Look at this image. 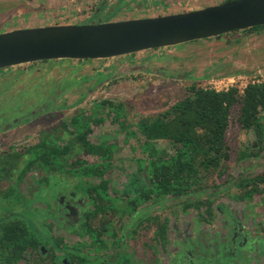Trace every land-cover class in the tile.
Returning a JSON list of instances; mask_svg holds the SVG:
<instances>
[{
	"label": "trees",
	"instance_id": "obj_1",
	"mask_svg": "<svg viewBox=\"0 0 264 264\" xmlns=\"http://www.w3.org/2000/svg\"><path fill=\"white\" fill-rule=\"evenodd\" d=\"M231 1L235 0H227ZM263 30L264 26H257L242 32L258 33ZM235 33H228L216 39L227 37L230 41ZM187 90V95L170 108L154 115L140 117L137 122H132L129 118L130 111L126 109V103L109 100L96 102L90 115L82 111L74 115L69 122L63 123L65 129H73L71 134L74 138L67 144H58V138H48L47 135V138L27 149L26 153L0 154V205L6 203L10 208V202L16 204L14 211L0 216V264H11L27 258L29 246L33 249L32 254L39 253L37 248L40 240L48 237L36 222L47 214L48 209L33 207L32 201L29 202L19 191L20 183L31 171L37 172L40 177L36 180L38 185L49 184L52 174L80 172L81 176L100 179V183L86 187L93 209L86 213L82 224L83 234L90 236L100 248L107 246V242L102 239L103 235L117 237L121 230L115 227V220L122 224L126 216H130L143 222L138 209L151 200H158L159 205H163L173 199H179L185 208L202 206L203 202L199 200L202 189L207 187L208 179L215 174L223 177L228 171L226 163L230 159L232 148L227 135L234 120L233 111L238 113L235 121L241 129L252 133L260 147L263 144L264 80L249 84L243 93L238 88L223 92L204 89L195 81ZM100 114L111 117V123L119 125L120 131L126 134V141L131 138L138 140L140 149L141 156L134 159V167L127 171V183L123 185L122 190L114 193L117 198L109 196L111 187L104 179V175L114 163L115 145L108 144V135L99 138L100 142L96 144L88 138L92 133L91 123L104 122L105 117ZM161 142L165 143L168 149L160 147ZM243 149L251 152L242 150L239 152L240 159L248 156L258 157L262 147L254 150L246 146ZM76 151L84 156L94 157L97 163H78L79 166L74 168V165L69 164L67 156L76 155ZM7 177L10 183L5 184L4 179ZM237 185L245 190L238 199L249 200L256 193L264 196V173L241 179ZM192 197H196V200H191ZM50 227H45L47 233L51 232ZM168 229V219L160 218L157 221L156 237L161 242L167 241ZM119 242L117 240L118 245ZM75 250L70 247L64 249L74 260ZM86 257L87 255L80 256L79 261L84 260L85 264H90ZM124 259L129 262L130 254L120 257L117 264H123Z\"/></svg>",
	"mask_w": 264,
	"mask_h": 264
},
{
	"label": "rangeland",
	"instance_id": "obj_2",
	"mask_svg": "<svg viewBox=\"0 0 264 264\" xmlns=\"http://www.w3.org/2000/svg\"><path fill=\"white\" fill-rule=\"evenodd\" d=\"M125 1L132 3L134 5L132 6L133 8H138L139 2H141V4L146 2L145 7H143L144 11L142 12V8L141 11H136V14H140V17H156V15H159V13H164L163 11L173 13L175 11L179 12V10L187 11L213 6L217 0H202L200 4L196 2V0H188L190 3L187 5H182V2H186V0H156L157 6H153V8L151 4L152 0H108L109 4L113 5H121L122 2ZM98 3L99 0H0V32L14 28L40 27L66 23L71 24L70 22H74L75 18L80 21L84 20L93 13H98L102 6ZM176 6L181 7L179 8ZM79 13H83V15L79 16ZM128 16L131 15L118 14V16H116L113 21L131 19ZM133 16L135 15L133 14ZM92 22L97 21L90 20L84 22L83 24H90ZM231 38L232 40L230 39V41L229 39L225 38L220 40L212 38V40H200L199 42L195 41L186 43L184 45L182 44L174 47L136 53L134 59L142 64L143 68L131 69L130 67H123L124 70L122 73H116L113 71L108 72V67L116 66V62L129 61L130 55L119 58L105 59L104 62H102L103 60H94L95 62L86 63L81 67V69L79 68L78 70H76V68L70 69V65H75L73 64L74 62H64L59 66V69L56 67H51L50 64L38 67L34 66L31 69L32 73L23 76L19 75L18 78H14L16 80H13L14 82H12L13 84H11L9 89H5V85L11 82L12 78L10 73L7 75L5 73V75L0 76V92H2L4 89L6 95L8 93L10 94L9 98L14 96V94H18L17 90L28 91L29 86L32 87L34 81L43 77V74L46 76L47 82L48 80L57 82L56 80H60L61 78L68 79L70 82L71 79L74 78L80 80L83 78L89 79L83 85L76 84L69 88L70 93L63 97L66 100V103H62L66 105L65 110H51L46 115L33 120L31 124H23L14 127L10 132L11 138L9 143L17 145L15 148L16 150L21 149L26 145L25 143H28L29 141L31 143L36 141L38 134L43 130L59 125V121L64 116L69 115L70 113H75L79 108L87 109L91 107V102L97 99H119L126 101L128 103L126 109L130 111L129 118L132 119V122H137L140 117L163 112L178 102L180 99L184 98L188 92L187 88L193 83V81L197 82L200 87H202L206 81L212 78L247 77L256 81H263L264 30L258 33H238ZM67 65L69 66L67 67ZM216 70L218 72H216ZM103 71H106V73H104V75L101 77L105 76V78L103 81H100L98 80L100 76L97 77V74H102ZM208 71H212L213 75L208 78H201V76L204 75V72ZM185 73H192L193 78H181L182 74ZM81 93H85V96H78ZM22 97L23 96H20V99L25 103L23 106L26 107L27 104ZM60 102H58V105ZM1 105L2 104H0V107ZM2 113L3 112H0V116ZM237 115L238 113L233 111L234 120L232 121L227 135L228 142L231 148H233L231 151V158L229 162L226 163L228 174L223 177H218V175L215 174L208 179L206 185L208 194L211 192L218 193L221 195L220 199L223 201L226 200L225 197H229V192L236 190L234 184L235 182H230L229 184L224 185H222V183L226 179V176H229V174L232 175L231 173H233V175H238V172L240 171L238 169L239 164L235 165L236 159H239L237 149L240 148V144L243 145L248 140V133L243 131L240 125L235 121ZM100 116L105 117L104 114H100ZM92 128L95 131V138H97V136L102 132H108L115 137L114 143L116 145V164L120 165L119 163L122 162V173L123 171H129V169L133 167V159L141 156L137 143L138 140L131 138L126 141L125 132H121V129L117 124L111 123V117L105 118L102 124H94ZM7 145L1 144L0 149L8 147ZM159 146L168 149V146L165 143L161 142L159 143ZM79 156H82L80 152ZM243 166H246V164L244 163ZM250 168V172H252L251 174L254 175V167ZM71 174L72 175L70 177L72 178L78 177V174L75 172ZM124 180L125 178L121 177L119 179V183L123 182ZM71 184L76 186L74 187V190H79L80 193L87 194L86 187L89 186L88 184L79 183V181L77 183L76 180L71 181L61 177H51L49 178V187L42 188L41 192L39 193V199L41 201H46L47 196H50L60 190H64L68 185ZM258 199L260 200L259 202H261V204L258 206H254V204H252L253 202L251 204H247V210L251 211V213L253 212L261 214L264 212V196ZM223 203H227V200ZM185 207L183 209L181 208V200L179 199L169 201L164 205H161V217L169 214L170 216L181 214H184L185 216L186 214L187 217H190V220L188 221L189 223H191L193 219L191 225L193 224L194 229H204L205 223L202 222L205 215H202V217L195 216L191 210H185ZM14 210L15 209L12 211ZM2 211L3 212H0L1 217L5 214H8L4 213V208ZM183 211L186 212L184 213ZM28 214L30 215V213ZM252 217L250 216L248 220H251ZM181 220L184 222L185 218L183 217ZM81 230L82 229L80 227L76 229L79 242L75 244V249L84 250L85 253H91V251L100 248L96 245V243H94L91 237V242H89V239H85L86 236L83 234V232H81ZM56 235L70 237L67 233H57ZM68 240H71V242L73 241V239ZM207 240H209V238ZM133 241L134 239L130 240L131 248L136 247V253L138 254V258H142V264H154L158 260L160 262L167 263V252L171 246L169 245L168 240L161 242L159 238L147 240L146 237H138L136 241ZM134 244L137 245L135 246ZM203 245L205 244L203 243ZM212 245H214L213 250H215V252L213 253L211 251V257H209L211 261H208L204 264H231L229 261L231 259L233 260L235 256L240 254L235 252L233 257H226L223 253L218 255V253L215 254L216 251H220L219 249H215V245L217 244L212 243ZM56 251L64 252V249L61 247V250L56 249L55 252ZM84 251L73 252L75 255H79L80 257L84 255ZM156 251H159L158 255H156ZM197 252L199 253V256H209L210 253L207 247L204 248L203 246L199 248ZM244 256L245 258L247 257L245 252L241 257V260ZM209 259L207 258V260ZM233 263H235L234 260ZM123 264L129 263L126 262Z\"/></svg>",
	"mask_w": 264,
	"mask_h": 264
},
{
	"label": "flooded vegetation",
	"instance_id": "obj_3",
	"mask_svg": "<svg viewBox=\"0 0 264 264\" xmlns=\"http://www.w3.org/2000/svg\"><path fill=\"white\" fill-rule=\"evenodd\" d=\"M190 1V0H189ZM236 1V0H235ZM199 4L202 2V0H196ZM232 2V1H231ZM188 0L186 2H182V5L188 4ZM223 3H228L227 0H217L215 2V5H220ZM101 6V9L98 13H93L86 17L84 20H77V18L74 19V22H70L71 24H83L84 22L90 21V20H96L97 22L100 21H113L118 14H130L131 19H143V18H152V17H140V14H136V11H141L143 7H145L146 2L142 3L139 2V9L134 6L132 3L129 2H122L120 5H113L109 4L108 0H99V3ZM152 8L153 6H157L156 0H152L151 2ZM138 5V4H137ZM181 7V6H176ZM183 7V6H182ZM185 7V6H184ZM144 11V8L142 12ZM162 11V10H159ZM191 10H179V12H166L159 13L157 16H165L170 14H180V13H186L190 12ZM140 13V12H138ZM133 14L135 16H133ZM83 15V13H79V16ZM83 18V17H82ZM123 20H115V21H124ZM235 35L238 33H244L242 31H235ZM228 39L227 37H222L221 39ZM216 39V38H215ZM209 40V39H207ZM212 40V39H211ZM220 40V39H217ZM195 42V41H194ZM199 42V41H196ZM190 43V42H189ZM184 45V44H183ZM135 54H132L129 56V61L124 62H116V66L108 67V72H116V73H122L124 68L130 67L131 69H140L143 68V65L140 64L137 60H135ZM103 60L102 62H104ZM64 62H74L75 65H67L70 69L78 70L81 69L82 66H84L86 63H93L94 60H52V61H42V62H35L28 65H23L20 67H17L13 70H1L0 76H3L7 74H11L12 81L7 83L5 85V89H9L13 80H16L14 78H18L19 75H28L32 73V67H38L42 65H49L51 67H56L59 69V66L63 64ZM48 66V67H50ZM124 67V68H123ZM145 67V66H144ZM47 68V67H46ZM45 68V69H46ZM110 68V69H109ZM45 71V70H43ZM50 71V70H46ZM13 72V73H12ZM216 72H218L216 70ZM106 73V71H103L102 74H97L98 80H104V77H101ZM17 74V75H16ZM213 75L212 71L204 72V75L201 76V78H208ZM43 77L36 79L33 86H29L28 91H18V94H14V96H10L8 93L6 95L4 89L2 92H0V112H3L0 116V145H7L8 147H5L4 149H0V154L5 155L6 153H26L27 149L33 147L34 145L38 144L43 138H58V144L65 145L67 144L71 139L74 138L73 129H65V126H63V123L69 122L70 119L80 113V112H86V114L90 115L92 113V107L95 105L96 102H102L105 100H109L111 102L115 103H126V101H122L119 99H100L95 100L91 102V107L87 109H77L75 113H70L69 115L64 116L60 121L59 125H56L53 128L45 129L42 132L38 134L37 140L33 141L32 143L28 142L25 143L21 149L16 150L15 148L17 145L9 143L10 140V132L13 130L14 127L23 125V124H31V122L38 117H42L43 115H46L51 110H65L66 105L62 104L63 102L66 103V100L63 98L64 96L68 95L70 93L69 88L78 84L83 85L87 80V78L80 79H71V82L68 81V79H58L57 82L53 80H48L46 76L43 74ZM45 76V77H44ZM184 79H192V73H185L182 74L181 78ZM191 77V78H190ZM99 81V82H100ZM47 82V83H44ZM7 92V91H6ZM20 96H23L22 98L26 102V107L23 106L25 103L20 99ZM78 96L84 97L85 93H81ZM20 101H19V100ZM61 101V102H60ZM17 102V103H16ZM23 102V103H22ZM58 102L60 104L58 105ZM55 108V109H54ZM50 115V114H49ZM48 115V116H49ZM107 118V117H105ZM103 123V122H102ZM100 123V124H102ZM95 123H91V130L92 133L88 136L89 141L96 144L99 143V138L108 135L110 136V139L108 140V144H114L115 137L108 133V132H102L95 138L94 136V129L92 126ZM117 124V123H116ZM118 125V124H117ZM119 126V125H118ZM120 128V127H119ZM121 129V128H120ZM248 133V140L245 144H240V148L238 150V158H239V152H241L244 147L250 146L251 149L257 150L262 147V150L259 153V156H248L246 158H239L236 159L235 165H238V175H232L229 174V176H226V179L223 181L222 185L229 184L230 182H235L236 190L233 192H229V197H225L227 200V203H223L222 199H220V194L211 192L210 194L207 193V188L204 187L201 192L200 200L203 202V205L199 208L196 207H189L185 208V210H191L195 216L202 217V215H205L204 220L202 223H205V228L201 229H194L193 224L189 223L190 217H187L185 214L181 215H165L164 217H161L160 213V207L158 200H151L147 204H144L141 206V208L138 209V212H140V217L143 219V222H140L139 219L136 218H130V216H126V220H123V223L120 224L118 220L114 221L116 228H121V230L117 233V237H108L103 235L102 239L107 242V246L104 248H98L91 253H85L84 250H75V244L79 242V238L77 237L76 229L81 228L82 224L85 219V215L87 212L93 209V205L89 203V197L87 194L80 193L79 190H74V187L72 184L68 185L66 189L60 190L50 196H47L46 201H41L39 199V193L41 192L42 188L49 187L47 183H41L36 184V180L40 178L37 174V172H28L25 175V178L20 183L19 191H21L27 200L29 202L32 201L33 207H38L44 210L48 209L47 214L43 215L41 217V220H37L38 226L41 230H44L43 233H46L48 237H44L40 240L38 245V252H35L32 254V247H28V254L29 256L27 258H23L21 260H18L11 264H85V261H79V255H76L75 260L67 255V252H61L56 251L55 252V246H57L58 250H61V247L65 249V247H70L74 249L75 251H84V255H87L86 260L90 261V264H117V261L120 257H123L125 254H130V263L129 264H142L141 259L138 258V254L136 253V247L131 248V239H134L136 241L138 237H146L147 240H154L157 239L156 232H157V221L161 218L162 220L169 221V229L167 234V240L169 241L170 248L168 249V261L160 262L159 260L155 262L156 264H204L208 261H211L209 257H211V251L214 253L215 250H213L212 243H216L215 249H219L220 251L218 255L221 253L225 254L226 257H233L235 252H238L237 256L233 259L235 263H233V260L231 259L229 262L231 264H264V212L261 214L257 213H251V211H248L247 204H254V206H258L261 204L259 202L260 200L258 198L263 197L260 193L254 194L252 198L249 200H241L238 199L239 195L245 191L238 187V182L241 181V179H246L250 177H254L260 173H264V141L262 146L260 147L257 142H255V137L252 133ZM104 141V140H102ZM22 144V143H21ZM116 147V145H115ZM233 149V148H232ZM116 150V148H115ZM232 151V150H231ZM246 153H250L251 150H245ZM79 151H76V155L67 156L69 159V164L74 165L73 167H78L79 165H84L86 163L87 165H93L97 163L95 161L94 157L91 156H79L77 155ZM115 153V151H114ZM114 154V163L111 166V168L106 172L104 175V179H106L109 182V186L111 187V190L109 192V196L111 198H117V194H114L116 191L122 190L123 185L127 183V171L121 172L122 168V162L119 163L120 165L116 164V158ZM231 158V155H230ZM135 159V158H134ZM134 159H133V167H134ZM230 160V159H229ZM229 162V161H228ZM227 162V163H228ZM80 163L79 165H77ZM244 163L246 166H243ZM115 164V165H114ZM117 165V166H116ZM249 171H248V169ZM254 167L255 172L254 175L250 172L251 168ZM68 169L70 167H67ZM78 177H70L71 173H64V174H52L51 177H61L64 179H69L71 181L76 180L77 183H85V184H96L100 183V179L98 177L91 178L89 176H81L80 172L77 173ZM228 174V172H227ZM121 177H124L125 180L123 182L119 183V179ZM9 177L4 179L5 184L10 183ZM12 178V177H11ZM12 183H14V179L12 178ZM62 180V179H61ZM82 180V181H81ZM38 185V186H37ZM70 186V187H69ZM229 191V190H228ZM76 192V193H75ZM219 195V196H216ZM122 199V197H119ZM219 198V199H218ZM257 198V199H255ZM177 200L173 199L172 201ZM191 200H196V197H192ZM124 201V200H122ZM13 204V206H12ZM49 204L51 208L49 209ZM223 204V205H221ZM13 202H10V208L7 207L6 203L3 205H0V212H3L2 209L4 208V213L10 212L13 209L16 208ZM164 205V204H163ZM242 207V208H240ZM181 208H184V205H181ZM251 209V208H250ZM184 212V211H183ZM186 212V211H185ZM184 212V213H185ZM195 212V213H194ZM249 212V213H248ZM6 215V214H5ZM180 216V217H179ZM252 217L251 220H248ZM185 218V221L181 220L182 218ZM157 220V221H156ZM257 221V222H256ZM99 222V221H98ZM190 226H189V224ZM52 224V225H51ZM2 226V225H1ZM46 226H51L50 233H47L45 230ZM136 231V232H134ZM82 232V230H81ZM57 233H67L70 237H65L63 235H56ZM85 239H90V236L85 235ZM172 237V238H171ZM209 238V240H207ZM68 239H73L69 241ZM77 240V242H76ZM117 240H119V245L117 244ZM133 241V242H134ZM49 242V243H48ZM130 243V244H129ZM137 243V242H135ZM203 243L205 245H203ZM59 245V246H58ZM135 245V244H134ZM137 245V244H136ZM135 245V246H136ZM1 246V245H0ZM207 247V249L210 251L209 256L200 255L197 252L199 248L201 247ZM133 252H132V251ZM135 250V252H134ZM90 251V250H89ZM247 255L243 257L241 260L242 255ZM31 253V254H30ZM159 254V251H156V255ZM165 254V252H164ZM213 254V255H215ZM83 255V256H84ZM196 256V259H195ZM82 257V256H81ZM160 257V255H159ZM207 258L209 260H207ZM123 263L127 262V259H124L122 261ZM148 263V261H147ZM154 263V264H155ZM149 264V263H148Z\"/></svg>",
	"mask_w": 264,
	"mask_h": 264
},
{
	"label": "water",
	"instance_id": "obj_4",
	"mask_svg": "<svg viewBox=\"0 0 264 264\" xmlns=\"http://www.w3.org/2000/svg\"><path fill=\"white\" fill-rule=\"evenodd\" d=\"M264 26V0L124 21L56 24L0 32V71L42 61L105 60Z\"/></svg>",
	"mask_w": 264,
	"mask_h": 264
},
{
	"label": "built area",
	"instance_id": "obj_5",
	"mask_svg": "<svg viewBox=\"0 0 264 264\" xmlns=\"http://www.w3.org/2000/svg\"><path fill=\"white\" fill-rule=\"evenodd\" d=\"M255 82L256 80H252L247 77L212 78L206 81L201 88L218 92L228 91L231 88H238L239 91L243 93L249 84ZM258 82H260V80H258Z\"/></svg>",
	"mask_w": 264,
	"mask_h": 264
}]
</instances>
